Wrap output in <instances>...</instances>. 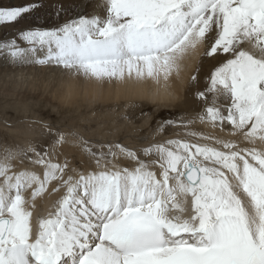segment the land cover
<instances>
[{
	"label": "snow or ice",
	"instance_id": "snow-or-ice-1",
	"mask_svg": "<svg viewBox=\"0 0 264 264\" xmlns=\"http://www.w3.org/2000/svg\"><path fill=\"white\" fill-rule=\"evenodd\" d=\"M93 3L90 13L56 6L51 26L0 39V57L159 83L198 55L189 82L201 108L150 135L123 115L136 134L122 138L29 121L30 138L0 147V264H264V0ZM42 7L0 3V26ZM51 196L34 232L37 201Z\"/></svg>",
	"mask_w": 264,
	"mask_h": 264
},
{
	"label": "rangeland",
	"instance_id": "rangeland-1",
	"mask_svg": "<svg viewBox=\"0 0 264 264\" xmlns=\"http://www.w3.org/2000/svg\"><path fill=\"white\" fill-rule=\"evenodd\" d=\"M30 2L32 0H0L4 6H22ZM41 3L43 7L38 12L26 15L19 23L0 26V39L10 38L19 29L51 26L56 20V17L51 14L58 5L62 4L67 9L75 8L77 11L89 13L94 7L93 0H41ZM64 19H67V16ZM25 72L26 69L24 71H12L9 75H4V72L0 74V147L23 142L24 139L30 138L32 133L28 122L36 119L52 122L62 128L78 125L92 126L95 128V133L90 134L94 135V138H104V133L119 128L121 130L119 137L122 138L136 134L122 119L123 115L133 117L140 135H150V130H154L162 119L175 118L186 113L194 115L201 108L194 112L190 110L186 112L187 110H181L169 103L156 105L144 100H136L129 104L124 101L118 104H102L99 101H90L91 104H83L77 110L67 109L66 106L62 107L55 102L46 101L43 96H40V92L33 85L37 78L32 77V74L27 75ZM101 87L102 85L97 86L99 90ZM24 92L26 94L23 95ZM142 113H147V115H142ZM199 124L195 125L201 126ZM193 127L195 126H192L194 131L206 133L205 129L196 130ZM178 131L183 132L182 129L170 128L168 129V136L173 137ZM109 138L116 139L117 137ZM163 138L158 137V139ZM56 199L53 198L50 204L52 205Z\"/></svg>",
	"mask_w": 264,
	"mask_h": 264
},
{
	"label": "bare ground",
	"instance_id": "bare-ground-1",
	"mask_svg": "<svg viewBox=\"0 0 264 264\" xmlns=\"http://www.w3.org/2000/svg\"><path fill=\"white\" fill-rule=\"evenodd\" d=\"M91 10H93V7ZM199 59L198 55L190 57L185 61L186 67L179 77L173 76L169 81L161 80L159 83L151 80L143 83L90 81L71 77L54 66L11 64L5 57H0V74L4 72V75H9L12 71H24L26 69L25 73L27 75L32 74V77L37 78L33 85L40 92V96H43L46 101L55 102L62 107L66 106L67 109L77 110L83 104L90 103V101H99L102 104H118L124 101L129 104L136 100H144L156 105L169 103L179 107L181 110H187L186 112H189L188 110L194 112L201 106L195 100V86L190 84L189 78L199 63ZM209 70V63L206 62L203 67V73H207ZM101 85L102 87L99 90L97 86ZM203 86L204 79L202 75L199 83L201 90ZM25 91L28 92V90ZM194 126L193 128L196 130L205 129L206 133L213 132L211 128L204 124ZM53 198L57 197H45L42 202L37 201V208L33 216L34 232L36 230L37 217L44 216L52 210L50 201Z\"/></svg>",
	"mask_w": 264,
	"mask_h": 264
}]
</instances>
